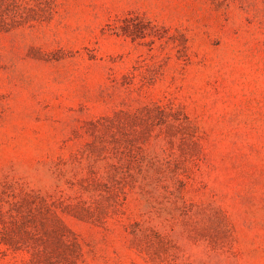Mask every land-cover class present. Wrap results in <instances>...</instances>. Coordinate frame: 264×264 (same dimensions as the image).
<instances>
[{
  "label": "rangeland",
  "instance_id": "374dc122",
  "mask_svg": "<svg viewBox=\"0 0 264 264\" xmlns=\"http://www.w3.org/2000/svg\"><path fill=\"white\" fill-rule=\"evenodd\" d=\"M0 264H264V0H0Z\"/></svg>",
  "mask_w": 264,
  "mask_h": 264
}]
</instances>
